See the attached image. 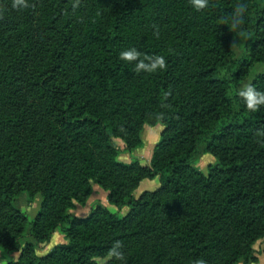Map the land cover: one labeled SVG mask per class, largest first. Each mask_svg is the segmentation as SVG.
I'll return each mask as SVG.
<instances>
[{
	"label": "trees",
	"instance_id": "16d2710c",
	"mask_svg": "<svg viewBox=\"0 0 264 264\" xmlns=\"http://www.w3.org/2000/svg\"><path fill=\"white\" fill-rule=\"evenodd\" d=\"M12 3L0 0V248L20 252L8 264L253 261L264 239V106L247 109L239 92L264 65V0ZM131 48L141 55L121 59ZM145 56L165 67L138 69ZM249 85L264 92V72ZM152 123L163 131L150 163L120 161L115 140L140 148ZM202 154L217 160L206 173ZM93 183L129 212L72 214ZM22 194L43 200L33 220L16 207ZM57 232L66 243L37 255Z\"/></svg>",
	"mask_w": 264,
	"mask_h": 264
},
{
	"label": "rangeland",
	"instance_id": "374dc122",
	"mask_svg": "<svg viewBox=\"0 0 264 264\" xmlns=\"http://www.w3.org/2000/svg\"><path fill=\"white\" fill-rule=\"evenodd\" d=\"M234 51L237 54L238 57H243L244 54V45H242L241 42L237 41L234 43ZM264 72V65H257L253 71L251 72L250 76L244 81V83L241 86V89L246 88L252 81L253 79L260 73ZM156 124L152 123L150 126H146L144 129V138L145 140H147L148 138V132L150 130H154L156 132V130L154 129L157 125H159L161 127V130L163 131V126L161 124ZM157 132H160L159 130H157ZM162 133V132H161ZM161 136V135H160ZM142 138V137H141ZM160 141V138H159ZM159 141L157 142V144L159 143ZM142 142H143V138H142ZM149 142V140H148ZM115 143L118 145V151H119V155H118V159L122 162H126V163H130L131 161H133L134 159H138L141 157H138V153L140 152V150H142V152H145V147H143V145H141V147L139 148L137 146V144H134L135 146L130 149L131 151L128 150L127 146L125 145V143L121 140V139H116ZM156 144V145H157ZM139 148V149H138ZM144 149V150H143ZM147 154V153H146ZM146 158V157H145ZM139 160V159H138ZM142 163H148L145 162L144 160H140ZM217 160L216 158L211 155V154H202L199 162L197 164V168L203 172H207L208 168L210 166H214L216 165ZM150 189H155L156 185H150L149 186ZM42 203L43 200L40 196L35 197L34 201L30 202L28 195L26 194H22L19 196V198L17 199L16 202V207L21 210L23 213L28 214L29 218L31 220L35 219L37 217V215L40 213L41 211V207H42ZM100 207H106L108 208L112 213H120L122 215H126L129 211L128 209L124 208L122 210H118L113 206H110L108 203V192H106L105 190H103L99 185L93 183L92 184V194L89 198V200L87 201L85 206H77L73 211H70L72 214H74L75 216L81 217V218H86L88 217L94 210H96L97 208ZM58 234H60V238L62 239L59 242H55L54 244L51 245L50 248H46L44 250H38L37 251V255L39 256H45L46 254H48L49 252H51L55 247L60 246L62 244L66 243L65 237L57 232ZM33 241V240H32ZM26 241H24L23 244H25ZM254 249H255V258L253 261H251L249 264H264V239L260 240L259 242H257L254 245ZM20 257V252H7L3 249L0 248V259L2 260L3 264H8L14 261H18ZM148 260L146 259L145 263ZM102 262V261H101Z\"/></svg>",
	"mask_w": 264,
	"mask_h": 264
},
{
	"label": "clouds",
	"instance_id": "9594fccd",
	"mask_svg": "<svg viewBox=\"0 0 264 264\" xmlns=\"http://www.w3.org/2000/svg\"><path fill=\"white\" fill-rule=\"evenodd\" d=\"M192 5L197 10H202L208 6L209 0H191ZM28 7V0H13L12 8L16 10H23ZM74 8L76 5L73 6ZM246 11V6L238 5L234 14H233V26L238 27L243 21V14ZM141 53L135 49L131 48L124 50L120 53V57L126 61H135ZM145 59L149 60V64L140 63L138 69H146L149 72H154L157 69H163L165 67V59L162 56L149 57L145 56ZM239 95L243 97L244 103L247 109L251 111H256L261 106H264V92H261L256 89L253 85H248L246 88L242 89L239 92ZM119 244L117 243V248ZM117 256L121 254L119 252L115 253ZM195 264H207L204 259H197Z\"/></svg>",
	"mask_w": 264,
	"mask_h": 264
},
{
	"label": "crops",
	"instance_id": "0c3cea01",
	"mask_svg": "<svg viewBox=\"0 0 264 264\" xmlns=\"http://www.w3.org/2000/svg\"><path fill=\"white\" fill-rule=\"evenodd\" d=\"M154 129L156 130V132L154 130H150L148 132L147 140H145V138H144V135H143L144 133L142 134L143 147H145L146 150H145V152H142V150H140V152L138 153L139 154L138 157H141V158H138V159L139 160H144L145 162H148V163H150V161H151V159L153 157L154 149L156 147L157 142L159 141V138H160V135H161V132H162L161 127L159 125H157ZM157 130H159L160 132H157ZM148 140H149V142H148ZM61 240L62 239L60 238V234L56 233L53 236V239L51 241V245L54 244L55 242H59ZM51 245H49L48 248H50Z\"/></svg>",
	"mask_w": 264,
	"mask_h": 264
}]
</instances>
